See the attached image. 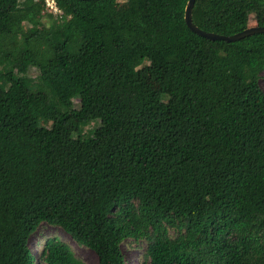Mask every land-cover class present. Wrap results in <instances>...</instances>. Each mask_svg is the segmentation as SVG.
<instances>
[{
	"label": "trees",
	"instance_id": "1",
	"mask_svg": "<svg viewBox=\"0 0 264 264\" xmlns=\"http://www.w3.org/2000/svg\"><path fill=\"white\" fill-rule=\"evenodd\" d=\"M119 1L0 0V264H85L56 237L33 256L42 224L98 264H127V241L139 264H264V34L209 41L189 0ZM253 14L264 0H195L192 23L231 36Z\"/></svg>",
	"mask_w": 264,
	"mask_h": 264
},
{
	"label": "rangeland",
	"instance_id": "2",
	"mask_svg": "<svg viewBox=\"0 0 264 264\" xmlns=\"http://www.w3.org/2000/svg\"><path fill=\"white\" fill-rule=\"evenodd\" d=\"M14 3L15 2L9 1V2H6L4 6L5 8L8 9L12 7ZM127 7H128V4L125 0H120L116 6V8L119 10L126 9ZM42 22L45 27H48L50 24V20L46 18H44ZM256 22H257L256 15L255 14L251 15L250 21H249L250 27L256 26ZM137 69L139 73L141 74V76L144 78V80L151 86V88L154 90H157L158 85L156 83V77L153 71L149 69L148 61L145 60L142 63H140ZM37 75H38V72L35 69H31L28 72V76L31 79H35ZM259 84H260L261 89L264 91V72L262 73V77L260 79ZM19 85H20V88L25 87L24 82H21ZM42 89L43 91L48 93V89L46 88H42ZM50 98H51V104L53 106L59 105L56 99V96L53 93L51 94ZM70 101L72 102L74 107H78L79 102L75 97L70 98ZM40 124L47 128L51 126L50 121L45 120V119L40 120ZM99 125H100V122L97 119V113L95 111H92V112H89L88 125L84 127L83 129H81L80 133H77L78 123L76 120H72L69 123L68 127L70 128L72 134L75 137L80 136L83 139H88L92 137L93 132L98 128ZM55 237L62 239L63 241L68 243L73 248L75 256L82 259V261L85 264H98L97 257L92 251H90L87 248L76 246L75 243L62 230L58 228L50 227L46 224H42L38 228V230L35 232V234L31 237L30 239L31 254L36 257L38 253L40 252V248H41L43 241L45 239L55 238ZM141 246H145V244L142 243ZM121 249H122V252H123V255H124V258L127 264H139V259H140V251H139L140 248L139 247H135V245L127 241V242L122 243Z\"/></svg>",
	"mask_w": 264,
	"mask_h": 264
},
{
	"label": "water",
	"instance_id": "3",
	"mask_svg": "<svg viewBox=\"0 0 264 264\" xmlns=\"http://www.w3.org/2000/svg\"><path fill=\"white\" fill-rule=\"evenodd\" d=\"M86 1V0H84ZM194 2L195 0H189L186 8H185V14H184V21L186 26L188 27V29L196 34L199 37H202L204 39H207L209 41H223L226 43H232V42H236L238 40H241L245 37L251 36V35H255V34H264V27L261 26H252V27H248L247 29H245L244 31L231 35V36H223V35H217V34H213V33H207L204 32L202 30H200L199 28H197L193 23H192V9L194 6Z\"/></svg>",
	"mask_w": 264,
	"mask_h": 264
},
{
	"label": "built area",
	"instance_id": "4",
	"mask_svg": "<svg viewBox=\"0 0 264 264\" xmlns=\"http://www.w3.org/2000/svg\"><path fill=\"white\" fill-rule=\"evenodd\" d=\"M44 7L47 12L54 15L61 14L62 12L58 9L55 0H44Z\"/></svg>",
	"mask_w": 264,
	"mask_h": 264
}]
</instances>
